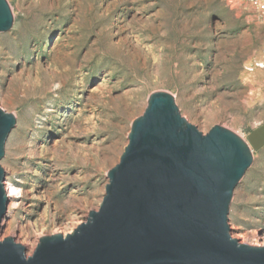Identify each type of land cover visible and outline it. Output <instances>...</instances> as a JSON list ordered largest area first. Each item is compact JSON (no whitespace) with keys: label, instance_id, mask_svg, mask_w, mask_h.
I'll list each match as a JSON object with an SVG mask.
<instances>
[{"label":"rangeland","instance_id":"374dc122","mask_svg":"<svg viewBox=\"0 0 264 264\" xmlns=\"http://www.w3.org/2000/svg\"><path fill=\"white\" fill-rule=\"evenodd\" d=\"M0 108L16 124L0 224L31 256L42 235L72 232L99 209L107 172L155 91L206 134L247 140L264 124V15L244 0H7ZM5 188V185H4ZM230 236L264 245V146L234 189Z\"/></svg>","mask_w":264,"mask_h":264},{"label":"water","instance_id":"95a60500","mask_svg":"<svg viewBox=\"0 0 264 264\" xmlns=\"http://www.w3.org/2000/svg\"><path fill=\"white\" fill-rule=\"evenodd\" d=\"M12 24L0 0V32ZM15 124L0 108V159ZM263 146L264 124L247 140L220 125L203 134L171 94L155 91L107 172L99 209L70 233L40 236L31 256L4 237L0 264H264V245L232 238L227 217L235 187ZM3 180L0 165V224L8 204Z\"/></svg>","mask_w":264,"mask_h":264},{"label":"built area","instance_id":"2783aa9c","mask_svg":"<svg viewBox=\"0 0 264 264\" xmlns=\"http://www.w3.org/2000/svg\"><path fill=\"white\" fill-rule=\"evenodd\" d=\"M246 3L254 7L257 13L264 15V0H244Z\"/></svg>","mask_w":264,"mask_h":264},{"label":"bare ground","instance_id":"6f19581e","mask_svg":"<svg viewBox=\"0 0 264 264\" xmlns=\"http://www.w3.org/2000/svg\"><path fill=\"white\" fill-rule=\"evenodd\" d=\"M5 185L6 195L8 198L17 197V189L13 185H8L7 182L3 183Z\"/></svg>","mask_w":264,"mask_h":264}]
</instances>
